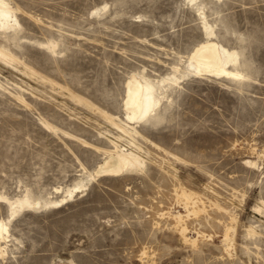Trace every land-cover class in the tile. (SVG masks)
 <instances>
[{
  "label": "rangeland",
  "instance_id": "rangeland-1",
  "mask_svg": "<svg viewBox=\"0 0 264 264\" xmlns=\"http://www.w3.org/2000/svg\"><path fill=\"white\" fill-rule=\"evenodd\" d=\"M5 2L0 264H264V0ZM210 45L240 75L190 72ZM135 74L164 80L159 105L128 123ZM114 143L144 167L94 174ZM77 181L63 203L9 216L3 197L58 200Z\"/></svg>",
  "mask_w": 264,
  "mask_h": 264
},
{
  "label": "bare ground",
  "instance_id": "bare-ground-1",
  "mask_svg": "<svg viewBox=\"0 0 264 264\" xmlns=\"http://www.w3.org/2000/svg\"><path fill=\"white\" fill-rule=\"evenodd\" d=\"M7 6L8 5L6 4L5 0H0V28H4L9 25V22H11L14 18L13 13ZM207 51L208 53L205 57L204 63L189 60L187 65L190 72H193L195 74H202L205 71H209L216 74H225L230 76L240 75L237 71L234 72L226 68L225 62L230 59L231 54L230 52L226 51L222 45H210L208 46ZM168 79H170L171 81H175L176 77L173 75ZM163 80L164 79L153 82L148 79L144 80V77L137 76L136 74L132 75V77L127 80V93H125L126 97L123 105V107H125V118L123 119L126 122H135L140 120L141 118H144L155 109L156 105H159L162 94L160 84ZM97 109L106 114L105 110L100 108ZM117 126L119 127L120 132L123 131L130 136H133L134 131H136L133 126L128 127L118 123ZM63 132L65 133V135H69V137L71 138H74L85 144L87 143L83 138L79 136L73 135L67 131ZM113 147L115 148L112 149V151H106L107 155L104 159H102L103 161L95 170L94 174H119L122 171L141 170L144 167L145 160L141 158V155L138 153V151H135L134 153V151L124 149L122 148V146H119L120 149H117V144L113 145ZM92 177V174H90L89 179ZM84 185L86 184L83 181H77L73 186L67 187L64 190L65 194L58 200L51 198H47L45 200L40 198L34 199L31 198V196H29L28 194L20 196L19 198H3L5 200V203H7V205L9 206V216L13 217L18 211L24 208L38 209L43 206L63 203L66 199V196H70L75 190L84 187ZM179 192V195L177 196H180L183 199L185 209H187L188 212H198L199 207H197L196 205L197 197L195 196V193L191 192V190L188 191L183 187H181V190ZM181 217L182 215L180 213L175 215L176 223L181 220ZM8 220L4 221L0 219V239L4 238L3 233H8ZM231 229V226L227 227L223 233V244L225 245L224 247L226 249H230L229 246L231 245V237L229 232ZM185 230V227H181V232H184Z\"/></svg>",
  "mask_w": 264,
  "mask_h": 264
}]
</instances>
